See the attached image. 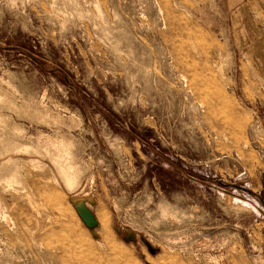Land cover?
<instances>
[{"label": "rangeland", "instance_id": "374dc122", "mask_svg": "<svg viewBox=\"0 0 264 264\" xmlns=\"http://www.w3.org/2000/svg\"><path fill=\"white\" fill-rule=\"evenodd\" d=\"M29 199L91 264H264V0H0V264Z\"/></svg>", "mask_w": 264, "mask_h": 264}, {"label": "bare ground", "instance_id": "6f19581e", "mask_svg": "<svg viewBox=\"0 0 264 264\" xmlns=\"http://www.w3.org/2000/svg\"><path fill=\"white\" fill-rule=\"evenodd\" d=\"M2 221L13 229L10 236L18 235L22 239L21 248L23 249L20 253L30 257L35 263H38L41 258L46 260V264H91L99 257L91 260L96 254L90 253L83 258L81 253L87 248L83 250L78 247V239H82L80 233L76 229H69L68 225L53 213L41 210L33 199L28 200L27 207L7 206ZM61 231L65 233L61 235ZM10 246L13 251L21 249L13 240H10ZM35 248L41 249V253L38 254ZM117 260H112V264L114 262L122 264L121 259H119L121 262Z\"/></svg>", "mask_w": 264, "mask_h": 264}]
</instances>
